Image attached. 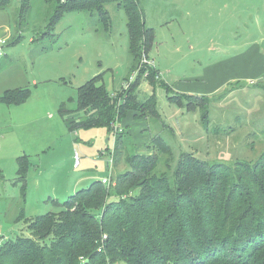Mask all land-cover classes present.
Segmentation results:
<instances>
[{"label": "rangeland", "instance_id": "374dc122", "mask_svg": "<svg viewBox=\"0 0 264 264\" xmlns=\"http://www.w3.org/2000/svg\"><path fill=\"white\" fill-rule=\"evenodd\" d=\"M30 5L22 14L21 0L0 10V28L12 30L8 40H0L5 52L0 60V97L14 89L31 94L19 106L0 103V248L9 240L30 237L27 220L58 213L77 191L128 170L125 160L113 154L114 136L106 128L71 132L59 113L63 103L75 111L78 89L100 75L110 93H123L119 99L139 78V100L155 96L157 117L125 123L132 126L136 154H153V136L171 146L170 176L184 153L229 167L238 161L254 164L264 153V71L256 72L251 65L256 54L245 51L263 38L264 53V0H141L146 26L155 31L149 59L165 87H152L145 77L149 72L141 77L148 64L141 63L131 74L124 9L107 6L112 23L107 31L100 28L96 12L65 11L54 25L49 20L54 6L47 0H32ZM245 54L247 61L231 68L228 76L236 78L228 84L202 82L213 63L236 57L239 61ZM205 84L216 89L225 84L218 94L240 86L211 103L206 120L200 107L170 99L177 92L201 95ZM168 87L174 92H167ZM24 155L30 164L23 197L20 184H14L19 183L17 159ZM76 155L80 161L75 166ZM163 170L159 163L158 171ZM20 208L24 220L18 218Z\"/></svg>", "mask_w": 264, "mask_h": 264}, {"label": "trees", "instance_id": "16d2710c", "mask_svg": "<svg viewBox=\"0 0 264 264\" xmlns=\"http://www.w3.org/2000/svg\"><path fill=\"white\" fill-rule=\"evenodd\" d=\"M14 1L0 0V10H7ZM31 2L21 0V14L31 8ZM47 2L54 6L49 19L54 25L65 11L96 12L100 28L107 31L112 26L107 6L124 9L131 74L143 56L149 58L155 31L146 26L141 0ZM146 72L152 87L166 86L162 76L157 81L156 68L143 67L141 77ZM102 81L100 75L81 86L77 109L71 111L63 103L59 113L66 117L71 132L106 128L114 136L113 154L125 160L128 170L111 179L110 186L96 181L77 191L58 213L27 220L30 237H18L2 246L0 264H264V153L254 164L238 161L235 167L184 153L170 176L171 146L161 136H153V154H136L132 126L125 123L157 117L155 96L139 100L140 78L122 99L118 97L122 92L113 95ZM234 86L213 96L177 92L170 99L200 107L206 120L211 103L227 98ZM30 95L28 89L8 90L0 103L19 106ZM73 112L83 116L75 118ZM159 163L165 170L158 171ZM17 164L19 183L14 185L20 184L24 197L28 156L19 157ZM18 218L24 220L23 210Z\"/></svg>", "mask_w": 264, "mask_h": 264}, {"label": "crops", "instance_id": "0c3cea01", "mask_svg": "<svg viewBox=\"0 0 264 264\" xmlns=\"http://www.w3.org/2000/svg\"><path fill=\"white\" fill-rule=\"evenodd\" d=\"M11 33H12V30L10 28H6V27L2 26L0 28V40H8L11 37ZM262 45H263V38L261 41L256 40L251 47L247 46L246 50H245L248 53V50L250 49L252 51V53L256 54L254 60L251 62V65L254 64L253 66L256 67V72L259 71L260 73H263V71H264V53L262 51ZM192 51L194 52L195 48H192ZM246 54L244 56L239 55V61H236L237 60V57H236V58H234V60L227 58V59H224L223 61L213 63L206 70V76L204 75V77L202 78L203 79L202 82L203 81L208 82V81H212L215 79V81H220V82L222 81L223 83L228 84L234 78H236V76H228V75H232L231 74V68L237 63L247 61ZM149 57H150V53H149ZM151 60H153V59H151ZM153 63H154V60H153ZM158 72H160V71L158 70ZM224 85H223V87H224ZM239 86H234V87L236 89H238ZM205 87H206L205 92H203L201 95L198 94V96H206V97L213 96V95H216L220 91L223 90L222 89L223 87L221 89L220 88L216 89L215 86H213V85H206L205 84ZM175 92H177V91H175ZM183 94H185V93H183ZM187 95H191V94H187ZM19 211H21V208Z\"/></svg>", "mask_w": 264, "mask_h": 264}, {"label": "built area", "instance_id": "2783aa9c", "mask_svg": "<svg viewBox=\"0 0 264 264\" xmlns=\"http://www.w3.org/2000/svg\"><path fill=\"white\" fill-rule=\"evenodd\" d=\"M3 44L2 41H0V60L3 59L4 57V47H3ZM144 64H148L150 67H153V63L149 60V58H147L146 56H143V60H142V65ZM147 76L149 75H145V77L147 78ZM161 77V74H157L156 75V78L159 79ZM76 159V163H75V166L76 165H79V161H80V157L78 155H76L75 157ZM111 164V163H110ZM102 183L106 186H110L111 184V177L109 178H106V179H103L102 180Z\"/></svg>", "mask_w": 264, "mask_h": 264}]
</instances>
